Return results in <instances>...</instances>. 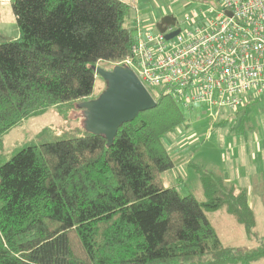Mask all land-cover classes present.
<instances>
[{"label":"trees","instance_id":"obj_1","mask_svg":"<svg viewBox=\"0 0 264 264\" xmlns=\"http://www.w3.org/2000/svg\"><path fill=\"white\" fill-rule=\"evenodd\" d=\"M10 7L18 36L0 35V146L23 120L90 98L96 64L126 58L136 29L127 24L126 0H10ZM154 98L155 107L118 127L111 146L78 125L57 135V128L42 130L44 140L0 157V264L264 259L262 245H224L206 213L224 207L253 236L245 188L197 166L206 202L164 186L174 161L163 136L185 115L168 95Z\"/></svg>","mask_w":264,"mask_h":264},{"label":"rangeland","instance_id":"obj_2","mask_svg":"<svg viewBox=\"0 0 264 264\" xmlns=\"http://www.w3.org/2000/svg\"><path fill=\"white\" fill-rule=\"evenodd\" d=\"M127 1L132 4L127 24L131 27L138 25L140 30H149L152 33L156 32V23L164 15L174 16L176 24L184 28L186 15L197 14L215 2V0ZM0 24L7 33H18L8 2L0 1ZM136 29L133 27V31ZM115 63L100 61L96 66L110 69ZM105 85V81L97 75L90 98L96 97L105 88ZM150 92L156 96L152 89ZM249 94L254 93L250 91L247 95ZM255 96L257 99L253 101H249L246 96L244 105L245 103L248 105L244 112L234 113L220 110L216 116V109L211 110L206 104L200 103L196 104L194 108H183L184 123L163 136L165 146L174 161V167L162 174L164 186L175 185L180 194H192L202 203L208 200V195L203 189L194 166L201 168L202 171H210L220 176V157L228 154L227 149L231 146L234 147L238 140H248L250 143V139L253 136L256 137L255 148L252 153L250 152V156L253 161H256L258 168L263 163L261 167L263 170L260 172V168L256 171L257 176L260 174L262 176L255 179L254 185L250 188L249 198L253 201L251 207H253L256 220L253 226V236H248L243 225L239 224L224 207L206 212L224 245L247 248L264 246V91ZM59 108L51 106L44 112L31 116L10 129L2 137L0 157L6 160L15 149L23 144L44 140L45 134L40 136L42 130L48 131L49 129L50 131L57 128L53 131L57 135L62 129L71 131L72 128L82 125L83 111L78 107V103L61 104ZM210 115L215 117V121ZM257 156L260 157L261 162H257ZM253 264H264V259L253 262Z\"/></svg>","mask_w":264,"mask_h":264},{"label":"built area","instance_id":"obj_3","mask_svg":"<svg viewBox=\"0 0 264 264\" xmlns=\"http://www.w3.org/2000/svg\"><path fill=\"white\" fill-rule=\"evenodd\" d=\"M184 22L154 33L135 25L129 55L115 64L128 65L149 92L187 109L206 104L217 116L238 112L246 96L257 99L264 91V0H215Z\"/></svg>","mask_w":264,"mask_h":264},{"label":"water","instance_id":"obj_4","mask_svg":"<svg viewBox=\"0 0 264 264\" xmlns=\"http://www.w3.org/2000/svg\"><path fill=\"white\" fill-rule=\"evenodd\" d=\"M174 22V16L164 15L156 27L163 32L164 25H173ZM178 31L175 29L166 33L165 39L173 37ZM94 69L106 85L96 97L78 102V107L83 111L82 126L87 132L103 136L106 145L111 146L120 125L133 120L140 112L155 107L157 101L128 65L114 64L110 69L95 66Z\"/></svg>","mask_w":264,"mask_h":264},{"label":"crops","instance_id":"obj_5","mask_svg":"<svg viewBox=\"0 0 264 264\" xmlns=\"http://www.w3.org/2000/svg\"><path fill=\"white\" fill-rule=\"evenodd\" d=\"M0 1L8 2L10 5V0L9 1L0 0ZM0 35L9 36V37L12 36V38H16L18 36V33H13V34L7 33L4 30V28L0 26ZM253 137L250 139V143H248V140H241V141L238 140L236 142V145H234V147L231 146L232 149L229 147L227 149L228 154L222 155L220 157V169H219L220 176L227 183H230L240 188H245L248 194L247 197L248 206L252 211H253V207L251 206L253 204V201L249 198L250 188L251 186L254 185L255 179L257 180V178H261L262 174L257 176L256 171L263 166L262 163V166L258 168L256 166V161H253L252 157L250 156V152L252 153L255 148L256 137L255 136ZM256 160L257 162L258 161L261 162L260 157L258 156L256 157ZM261 170L263 169L261 168L259 171L262 172Z\"/></svg>","mask_w":264,"mask_h":264}]
</instances>
